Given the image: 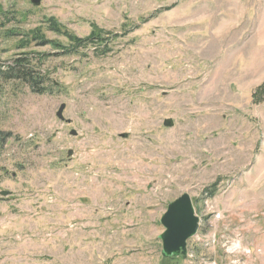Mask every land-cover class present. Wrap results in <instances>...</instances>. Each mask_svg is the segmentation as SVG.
Returning a JSON list of instances; mask_svg holds the SVG:
<instances>
[{
    "label": "rangeland",
    "instance_id": "obj_1",
    "mask_svg": "<svg viewBox=\"0 0 264 264\" xmlns=\"http://www.w3.org/2000/svg\"><path fill=\"white\" fill-rule=\"evenodd\" d=\"M31 1L0 0V66L48 80L0 81V264H264V0Z\"/></svg>",
    "mask_w": 264,
    "mask_h": 264
},
{
    "label": "water",
    "instance_id": "obj_2",
    "mask_svg": "<svg viewBox=\"0 0 264 264\" xmlns=\"http://www.w3.org/2000/svg\"><path fill=\"white\" fill-rule=\"evenodd\" d=\"M32 4L37 5L39 0H32ZM64 106L61 105L56 116L59 120H63L62 112ZM164 126L171 127L172 121H164ZM70 136H76L74 131H70ZM72 155V151L67 152V157ZM8 193H1L6 196ZM161 225L164 233L160 236L163 251L166 256H174L184 252L187 240L197 232L198 218L195 217L191 201L188 196L181 198L170 204L161 219Z\"/></svg>",
    "mask_w": 264,
    "mask_h": 264
},
{
    "label": "trees",
    "instance_id": "obj_3",
    "mask_svg": "<svg viewBox=\"0 0 264 264\" xmlns=\"http://www.w3.org/2000/svg\"><path fill=\"white\" fill-rule=\"evenodd\" d=\"M54 25V24H53ZM53 32L57 34H61L63 36L66 35V33H62L60 29L57 28V26L52 27ZM35 40L38 38L35 36V33H32ZM68 40L72 42L73 47H82L86 48L87 44H98L100 46L102 41H104L102 35H99L97 33H91L87 38L78 40L77 38H74L70 35L66 36ZM23 46H26L28 43V39L25 38L21 42ZM45 42L42 41V44ZM42 46V45H40ZM59 47H61L59 45ZM61 49H64V47ZM31 54L29 53H22L18 55V57L12 59L13 62L10 66L1 67L0 66V81L1 82H22L24 85H28L31 87L34 91L41 92L43 94L44 89L43 86H46V83L48 82L47 78L44 75H41L39 71L36 73L34 70V64L32 63L33 60L29 58ZM253 98L256 99L255 102H261L264 99V84L260 86L257 91L254 93Z\"/></svg>",
    "mask_w": 264,
    "mask_h": 264
}]
</instances>
